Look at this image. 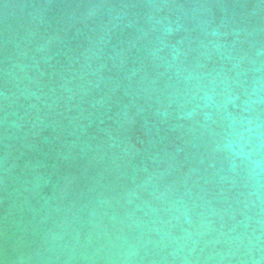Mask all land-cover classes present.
Segmentation results:
<instances>
[{"label": "water", "instance_id": "obj_1", "mask_svg": "<svg viewBox=\"0 0 264 264\" xmlns=\"http://www.w3.org/2000/svg\"><path fill=\"white\" fill-rule=\"evenodd\" d=\"M0 264H264V0H0Z\"/></svg>", "mask_w": 264, "mask_h": 264}]
</instances>
